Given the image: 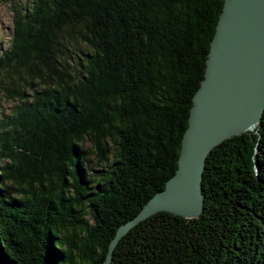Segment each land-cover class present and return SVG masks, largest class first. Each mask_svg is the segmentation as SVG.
I'll use <instances>...</instances> for the list:
<instances>
[{
    "label": "trees",
    "instance_id": "obj_1",
    "mask_svg": "<svg viewBox=\"0 0 264 264\" xmlns=\"http://www.w3.org/2000/svg\"><path fill=\"white\" fill-rule=\"evenodd\" d=\"M223 6L32 0L15 9L0 71H22L31 94L11 90L21 102L0 127V264L106 260L117 228L178 168ZM84 140L101 167L92 179ZM205 167L201 215L149 216L109 264H264V112Z\"/></svg>",
    "mask_w": 264,
    "mask_h": 264
},
{
    "label": "water",
    "instance_id": "obj_2",
    "mask_svg": "<svg viewBox=\"0 0 264 264\" xmlns=\"http://www.w3.org/2000/svg\"><path fill=\"white\" fill-rule=\"evenodd\" d=\"M209 47L205 74L196 89L175 173L110 240L109 264L120 238L162 211L198 218L207 156L221 142L253 130L264 112V0H224Z\"/></svg>",
    "mask_w": 264,
    "mask_h": 264
},
{
    "label": "rangeland",
    "instance_id": "obj_3",
    "mask_svg": "<svg viewBox=\"0 0 264 264\" xmlns=\"http://www.w3.org/2000/svg\"><path fill=\"white\" fill-rule=\"evenodd\" d=\"M31 3L32 0H0V56L11 44L13 27L15 26L13 24L15 9L25 13ZM81 49L86 51L87 47L81 46ZM22 73V71L19 72L17 77L11 79L4 70L0 71V127L2 122L8 121L16 105L21 102L20 98L11 90L23 92L26 98H29L31 94V88L28 87L29 79ZM33 83L35 87L38 86L37 82L34 81ZM82 145L87 150L83 167L86 177L92 179L96 172L101 170V167L96 163L93 150L87 140H84Z\"/></svg>",
    "mask_w": 264,
    "mask_h": 264
},
{
    "label": "bare ground",
    "instance_id": "obj_4",
    "mask_svg": "<svg viewBox=\"0 0 264 264\" xmlns=\"http://www.w3.org/2000/svg\"><path fill=\"white\" fill-rule=\"evenodd\" d=\"M255 128V127H254Z\"/></svg>",
    "mask_w": 264,
    "mask_h": 264
}]
</instances>
